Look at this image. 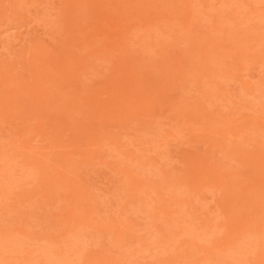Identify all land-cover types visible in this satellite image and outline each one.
Here are the masks:
<instances>
[{
    "label": "rangeland",
    "instance_id": "1",
    "mask_svg": "<svg viewBox=\"0 0 264 264\" xmlns=\"http://www.w3.org/2000/svg\"><path fill=\"white\" fill-rule=\"evenodd\" d=\"M0 264H264V0H0Z\"/></svg>",
    "mask_w": 264,
    "mask_h": 264
}]
</instances>
